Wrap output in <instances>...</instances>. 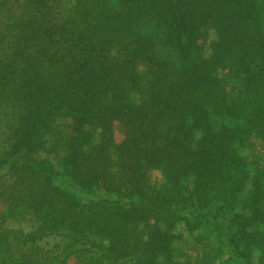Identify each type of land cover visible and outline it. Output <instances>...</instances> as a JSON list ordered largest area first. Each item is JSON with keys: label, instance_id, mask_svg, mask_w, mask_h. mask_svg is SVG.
<instances>
[{"label": "trees", "instance_id": "1", "mask_svg": "<svg viewBox=\"0 0 264 264\" xmlns=\"http://www.w3.org/2000/svg\"><path fill=\"white\" fill-rule=\"evenodd\" d=\"M70 257L264 264V0H0V264Z\"/></svg>", "mask_w": 264, "mask_h": 264}, {"label": "rangeland", "instance_id": "2", "mask_svg": "<svg viewBox=\"0 0 264 264\" xmlns=\"http://www.w3.org/2000/svg\"><path fill=\"white\" fill-rule=\"evenodd\" d=\"M114 131H115V138L117 142H120L122 139V133H123V128L120 127L118 124L114 126ZM151 180L152 181H160L161 180V174L159 172H152L151 173ZM20 225L22 226V229H24L26 232L29 234L27 237H29L31 240L29 243H32L35 245V247H40L44 249L43 251H48V256L49 258H54L56 255H59L58 253L63 252V241H60L58 237H49V238H40L37 235H34L30 233V227L28 222H20ZM65 247V246H64ZM68 252V251H65ZM73 258H69V263H73Z\"/></svg>", "mask_w": 264, "mask_h": 264}]
</instances>
